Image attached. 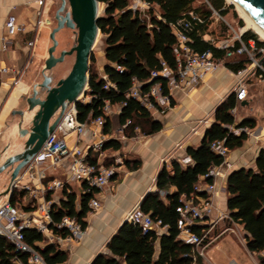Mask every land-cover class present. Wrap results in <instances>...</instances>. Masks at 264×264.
<instances>
[{"label": "trees", "instance_id": "obj_1", "mask_svg": "<svg viewBox=\"0 0 264 264\" xmlns=\"http://www.w3.org/2000/svg\"><path fill=\"white\" fill-rule=\"evenodd\" d=\"M104 6L99 19V29L105 38L104 49V79L98 70L91 68L89 85L86 96L91 101L77 105L78 120L82 123L103 115L106 101L111 105H122L118 115L120 126L129 120L132 126L126 130L125 136H136L134 128L138 127L140 134L151 136L163 129V124L139 102L128 99L127 93L132 87L133 80L144 84L143 91L150 85L165 81L162 77L152 78V72L163 69L162 63L175 68L174 47L176 38L171 25L195 12L204 19L203 24H195L189 33L190 46L196 53L211 52L216 58H223L224 52L216 49L205 36L209 33L212 12L207 2L223 17L233 11V6H227L225 0H147L151 4L148 11L149 20L133 12L127 0H98ZM241 27L243 22L239 21ZM222 35L227 27L223 26ZM243 39L248 43L257 36L246 31ZM227 69L238 74L245 69V63H227ZM107 82L115 88L104 89ZM166 93L168 90L165 89ZM172 101V107H173ZM239 106L236 92H231L215 109L214 122L205 131L204 137L197 147H188L186 156L192 164L183 166L180 162L172 161V169L166 166L160 170L156 178V190L148 193L140 203V209L154 221L161 222L167 233L158 236L155 232L143 233L141 228L124 222L117 233L106 245L107 253H100L90 264H204L203 257L197 254L195 247L180 239L179 208L183 198H189L195 193V187L202 181L212 184L213 177L201 180L215 167L224 164L225 158L215 153L211 146L216 142H224L229 152L242 148L249 140V135L241 129L253 131L257 127L255 118H244L237 121L232 113ZM103 128L105 135L111 134L112 120L106 116ZM122 143L117 139H109L104 143V151L118 152ZM96 161V160H95ZM92 160L93 163H95ZM122 166L129 171L139 170L140 160H123ZM116 176V175H115ZM115 176L112 178L114 180ZM93 190L80 198L74 192H64V198L55 203L53 209L54 222H60L64 217L76 218L87 227V217L92 213L89 203L99 194ZM227 211L230 220L226 225L241 226L244 231L247 250L258 256V264H264V148H261L253 167H242L232 170L226 181ZM16 192L11 197V204L21 206L22 201ZM56 235L66 236L64 231L51 228ZM210 229L209 225L198 223L193 226V233L203 236ZM214 234H209L203 242L207 245ZM26 242L32 246L47 264H65L69 258L67 251L61 250L54 244L44 248L39 243L45 242L42 234L35 230L25 231ZM159 247L157 254L156 247ZM18 258L23 264L29 263V254L18 253L12 243L0 238V264H13Z\"/></svg>", "mask_w": 264, "mask_h": 264}, {"label": "built area", "instance_id": "obj_2", "mask_svg": "<svg viewBox=\"0 0 264 264\" xmlns=\"http://www.w3.org/2000/svg\"><path fill=\"white\" fill-rule=\"evenodd\" d=\"M133 12L140 13L141 17L149 20L148 11L151 4L147 0H127ZM209 9L212 12V19L222 21L228 28L229 33L224 36H208L207 41L216 49L224 52L223 58H216L211 52L196 53L190 46L189 33L193 31L195 24H203L204 19L195 12H190L188 16L171 25L172 32L176 38L174 47L175 68L168 67L162 63L163 69L159 72H152L151 77H162L165 84L155 83L149 86L147 91H143L144 84L133 80L132 87L127 93L128 99H133L145 107L153 117L165 115L172 109V93L180 90L188 92L199 86L205 75L217 72L221 69H227V63H245V69L238 73L242 76L239 79L236 88L237 100L244 101L248 95V86L245 83V77H251L259 83L264 84V40L261 38L251 39L248 43L243 39L245 28L235 29L225 17L217 12L208 2ZM7 36L3 39V49L7 50L12 39L19 33L24 32V27L19 23L16 16H9L5 22ZM34 43L30 42L29 46L33 47ZM13 72L7 67L0 66V74ZM17 74V72H16ZM21 76V75H20ZM19 76V78H20ZM19 78L15 85H20ZM104 79L107 80L106 77ZM115 88L114 85L107 82L104 89ZM165 89L168 90L166 93ZM88 91V87L86 92ZM82 94L77 103H68L64 114L56 125L54 131L48 136L41 150L28 163L14 182H10L9 189L4 200L0 201V238L6 239L12 243L18 253L29 254L30 264H47L40 254L26 242L25 231L35 230L42 234L50 244L62 246L73 242H79L86 236V228L72 217H64L60 222H54L53 209L55 202L50 194L58 191L71 193L73 184H78L82 188V194H89L93 190L100 192L106 188L112 178L117 173L116 165L122 163L117 158L114 164L106 166L103 163L106 152L103 150L104 143L109 140L103 133L106 123V116H111L113 112L117 115L121 112L122 105H111L109 101L105 102L102 110L103 115L96 119L82 123L78 120L77 105L86 104L91 101L90 96ZM234 115L236 109L232 112ZM132 121L120 126L118 133L124 137ZM90 131L92 140L89 144H82V136ZM249 137H253V132L248 129H241ZM134 132L140 134L138 127ZM74 139V146L70 145V140ZM257 139V138H255ZM211 149L225 158V162L220 167L213 168L209 174L202 177L205 180L213 177L212 184L203 183L202 181L195 187V193L189 198L182 199V205L179 208L180 220L178 222L180 239L187 244L195 247L197 254L205 258V252L211 246L215 239L205 246L203 242L211 233L216 222H212L211 217L216 212L217 207L215 198L220 194L217 189L216 179L224 178L227 170L231 168L226 159L229 150L225 147L224 142L213 143ZM92 160H96L95 163ZM183 166L192 164V160L187 157L180 161ZM64 172V177L50 178V173L56 174ZM16 192L24 202V206L12 205L10 200L13 193ZM64 198V195H63ZM89 207L92 212L100 208V202L97 197L91 199ZM218 220H230L228 214H222ZM125 222L132 226L139 227L143 233L155 232L158 236L167 233L166 227L161 222L154 221L148 214L140 209V204L130 210L125 216ZM198 223H208L210 229L203 235L199 236L193 233L192 228ZM233 225L227 228L224 233H235ZM52 227L64 231L66 236L56 235ZM245 243V237L243 236ZM13 264H23L16 258Z\"/></svg>", "mask_w": 264, "mask_h": 264}, {"label": "crops", "instance_id": "obj_3", "mask_svg": "<svg viewBox=\"0 0 264 264\" xmlns=\"http://www.w3.org/2000/svg\"><path fill=\"white\" fill-rule=\"evenodd\" d=\"M61 5L60 0H0V66L7 67L13 72L0 74V131L8 118L18 115L15 109L18 108L20 100L29 90L30 72L25 69L30 68L34 61L45 60L51 47V33L57 26L56 14ZM9 16H16L19 23L24 27V32L17 34L9 44L7 50L3 49V39L7 36L5 22ZM209 35L205 36L207 39ZM33 42V47L29 43ZM37 51H39L37 53ZM38 54V57H37ZM37 62V63H38ZM105 59L103 61L104 69ZM17 72V74H16ZM21 75V76H20ZM104 77V72L100 73ZM20 76V78H19ZM19 78L20 85L16 86L15 81ZM240 75L233 73L229 69H221L217 72L204 76L201 84L196 88L185 91H174L172 93L173 108L165 115L156 116L163 124V129L154 135L143 136L137 134L133 138H127L118 133L120 127L118 115L113 112L110 116L112 120L111 134L108 139H117L122 143V149L118 152L107 151L115 159L140 160L142 166L139 170L129 171L122 163H118L117 173L114 180L95 197L100 202V208L96 212L88 215L86 236L79 242H73L58 246L61 250L67 251L69 258L65 264H90L100 253H107L106 245L114 236L118 229L124 224L126 214L135 206L139 205L148 193L156 190V178L163 166L168 170L172 169V161L178 162L187 158L186 149L200 145L205 131L214 122L213 113L216 107L231 93L236 92ZM247 102H239L236 112L243 108ZM19 116V115H18ZM250 116H239V122ZM253 118V117H252ZM264 131L260 132L257 139H262ZM92 140L90 131L82 136V144H89ZM255 141L249 138L245 145L233 152H230L226 163L231 167L227 170L224 178H217L216 184L220 194L215 198L217 207L212 215V222H216L211 234L215 236L214 243L207 248L219 247V244L237 243L231 232L224 233L229 228L225 221L218 220L227 211L226 181L228 174L242 167H253L255 159L264 142ZM70 145L74 146V139L70 140ZM112 158V159H113ZM106 161V159L103 160ZM106 165V162L104 163ZM112 164L114 161L112 160ZM110 164V165H112ZM106 165V166H110ZM64 177V172L50 173V178ZM72 192L78 198L82 194V188L78 184H73ZM63 192L58 191L50 194L49 197L55 203L63 199ZM209 225L208 223H204ZM243 232L241 226H236ZM245 237V236H244ZM50 244L45 238V242L39 243L41 248ZM247 250L246 241L242 246ZM159 254V247H156ZM258 264V261H254ZM231 264H238L236 260H231Z\"/></svg>", "mask_w": 264, "mask_h": 264}, {"label": "water", "instance_id": "obj_4", "mask_svg": "<svg viewBox=\"0 0 264 264\" xmlns=\"http://www.w3.org/2000/svg\"><path fill=\"white\" fill-rule=\"evenodd\" d=\"M243 8L249 16L264 30V0H233ZM61 5L56 14L57 26L51 33L52 46L48 51L45 72L53 70L63 63L68 56L75 55V63L69 75L52 87V78L44 76L41 84L35 86L32 96L27 99L28 112L38 109L32 120L30 130H21L28 139L23 152L6 159L0 166V175L12 168L11 182L41 150L48 136L64 114L68 103H77L78 98L85 94L89 85V62L97 37L100 34L98 26L100 19V2L98 0H60ZM63 29L77 32L76 45L71 50L62 51L55 56L58 48L57 34ZM40 90L46 92L43 98ZM58 117L55 115L58 113ZM27 112L18 111L23 117Z\"/></svg>", "mask_w": 264, "mask_h": 264}, {"label": "rangeland", "instance_id": "obj_5", "mask_svg": "<svg viewBox=\"0 0 264 264\" xmlns=\"http://www.w3.org/2000/svg\"><path fill=\"white\" fill-rule=\"evenodd\" d=\"M227 6H233V11L229 13L225 17V19L234 26L235 29H242L245 28L246 31H250L260 38L253 30L248 29L246 21L241 18V15L237 11L235 5L231 4L228 0H225ZM104 6L100 4V15L103 14ZM239 21L243 22V26L239 24ZM226 25L222 21H217L216 19L211 20V25L209 27L208 35L211 36H224L229 33L228 28L226 33L222 35V28ZM227 27V26H226ZM56 39L58 41V48L55 52V56L59 57L62 51H69L72 47L76 45L77 40V32L70 30V29H63L60 31ZM105 38L99 34L97 37L95 46L92 51L91 60L89 62V69L94 68L98 70L99 74L103 72V61H104V49H105ZM52 46V42H51ZM39 51H37L38 53ZM38 57V54H37ZM48 59V56L45 60L38 62L39 60L36 59L30 68H26L25 72H30L29 77V90L27 94H24L20 100V104L15 111H23L27 112L23 117L21 116H10L7 122L2 126L0 131V166L6 161L7 158L19 154L23 152L25 149V143L28 139L27 136H23L21 134V130H30L32 127V120L34 115L36 114L38 109H35L33 112H28V103L27 99L32 96L33 90L36 85L41 84L44 80V76L48 75L52 78V87L56 86L57 83L61 80L66 78L69 73L71 72L73 65L75 63V55L68 56L65 58V61L59 65H57L53 70L49 72H45V63ZM38 62V63H37ZM242 78V76H240ZM245 83L248 86V95L245 99L247 105L243 108H239L235 113L236 119L239 116H250L257 120V127L254 129L253 137L250 138H257L260 135V132L264 131V84L259 83L254 78L245 77ZM40 95L44 98L46 96V92L44 90H40ZM60 112H58L54 119L58 117ZM262 139H255V141L259 140L258 142H264V133L262 134ZM111 156V153H107L105 156L106 165L112 164V160L114 158ZM11 174L12 168L8 169L4 173L0 175V201L4 200L6 197V193L9 189L10 182H11ZM19 204L24 206L23 201H19ZM237 227H235V233H232L233 238L237 243H224L222 242L219 244V247H214L210 251L205 252V258H203L204 264H231V260H236L238 264H256L254 261H258V256L253 255L252 257L245 251L242 247L244 246L243 241V232L239 231Z\"/></svg>", "mask_w": 264, "mask_h": 264}, {"label": "bare ground", "instance_id": "obj_6", "mask_svg": "<svg viewBox=\"0 0 264 264\" xmlns=\"http://www.w3.org/2000/svg\"><path fill=\"white\" fill-rule=\"evenodd\" d=\"M231 4L235 5L237 11L241 15V18H243L246 23L248 29L253 30L262 40H264V30L254 22V20L249 16V14L241 8L236 2L233 0H228ZM246 30V29H245Z\"/></svg>", "mask_w": 264, "mask_h": 264}]
</instances>
